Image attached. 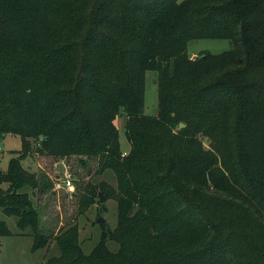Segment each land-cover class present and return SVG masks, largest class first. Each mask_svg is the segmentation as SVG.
<instances>
[{"label":"trees","instance_id":"obj_1","mask_svg":"<svg viewBox=\"0 0 264 264\" xmlns=\"http://www.w3.org/2000/svg\"><path fill=\"white\" fill-rule=\"evenodd\" d=\"M197 38L232 46L190 58ZM147 70L158 73L155 115L142 112ZM7 133L21 148L0 170V212L32 250L56 243L41 264H264V0H0ZM37 138L40 163L76 156L87 167L78 214L116 200L115 227L87 253L73 217L46 230L20 191L50 186L21 164ZM105 169L115 185L89 182Z\"/></svg>","mask_w":264,"mask_h":264},{"label":"rangeland","instance_id":"obj_2","mask_svg":"<svg viewBox=\"0 0 264 264\" xmlns=\"http://www.w3.org/2000/svg\"><path fill=\"white\" fill-rule=\"evenodd\" d=\"M231 46V40L227 38H197L187 43L184 53L191 58L199 52L219 53L229 49ZM157 74L155 70H147L145 73V94L142 112L146 115H155L157 111ZM125 119L124 114H119L114 120L119 133L120 148L124 152L129 149V141L125 136ZM179 123L182 122L176 120L175 128H181ZM38 140V138L31 140V150L21 160V164L24 169L30 172L44 175L42 182L48 180L50 186L41 184L39 189H33L25 185L20 191L27 192L32 198L34 205L40 212L41 221L46 230L48 228L55 230L56 221L61 215L63 216V221H69L73 217L74 221L78 224V237L81 248L87 253L100 240L103 228L113 229L115 227L117 216L116 200L113 198L107 199L103 203V210L100 209L97 202H94L84 212L78 214V194L76 193L75 186L78 184L77 181H86L87 174L85 170L87 167L82 166L76 156L63 159L45 157L42 160L43 162L41 161L42 163H40L39 159L42 157H39L35 150ZM202 143L204 145L206 143L203 138ZM20 148V135L7 133L0 136V170L6 169L8 159L14 156ZM90 166L91 169H94L93 161L89 163L88 168ZM66 178L71 180V190H67L63 186V180ZM88 180L92 184L100 180H106L115 185L114 174L108 169L95 176L93 175ZM2 186H7V183H3ZM57 189L60 190L59 195L56 194ZM64 189L69 192H66ZM0 218L6 222L10 229L9 234L0 236V264H41L45 257L59 253V249L54 241H51L49 246L32 250L33 237L27 229L22 231L18 228L16 217L4 215L0 212ZM100 218L103 220H100ZM106 243L110 250H117L118 243L116 241L108 239Z\"/></svg>","mask_w":264,"mask_h":264},{"label":"built area","instance_id":"obj_3","mask_svg":"<svg viewBox=\"0 0 264 264\" xmlns=\"http://www.w3.org/2000/svg\"><path fill=\"white\" fill-rule=\"evenodd\" d=\"M63 186L67 189V190H71L72 185H71V180L69 178H66L63 180Z\"/></svg>","mask_w":264,"mask_h":264},{"label":"water","instance_id":"obj_4","mask_svg":"<svg viewBox=\"0 0 264 264\" xmlns=\"http://www.w3.org/2000/svg\"><path fill=\"white\" fill-rule=\"evenodd\" d=\"M195 56H196V55H193L191 58H195ZM179 126L182 127V126H184V124H183V123H179ZM100 220H103V219L100 218Z\"/></svg>","mask_w":264,"mask_h":264}]
</instances>
